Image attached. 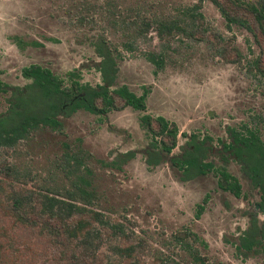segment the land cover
Instances as JSON below:
<instances>
[{"label":"rangeland","instance_id":"rangeland-1","mask_svg":"<svg viewBox=\"0 0 264 264\" xmlns=\"http://www.w3.org/2000/svg\"><path fill=\"white\" fill-rule=\"evenodd\" d=\"M231 1L254 4L258 0ZM195 3L0 0V81L23 86L27 81L21 77V69L40 64L58 75L77 69L83 82L96 85L100 83L95 64L99 59L91 42L104 34L122 55L117 86L125 85L136 95L147 91L146 113L176 124L177 148L170 157L180 154L178 146L196 135L212 140L210 159L222 165L218 141H229V127H254L264 139V79L255 66L256 61L264 66V37L260 32L253 36L240 26L228 27L210 2L193 11ZM138 11L181 19L185 29L198 23L194 16L200 13L204 37L179 35L161 40L154 33L138 37L134 28L127 27L129 24L122 25ZM124 45H131V51ZM227 48L226 60L218 51ZM147 52L163 55L162 69L156 71L146 59ZM5 108V95L0 93V111ZM140 115L130 107L104 117L79 111L63 120L62 132L39 129L4 158L18 167L25 187L40 190L56 184L69 187L65 171L57 165L62 164L66 153H76L92 171L90 178L106 215L135 231L154 254L168 258V264H194L190 253L179 249L174 240L185 230L206 244L199 249L207 264H264L263 253L243 258L234 248L260 200L240 166L231 159L226 165L241 184L240 198L218 189L212 173L183 181L169 158L157 166L147 159L150 139L139 124ZM124 153H134V157L119 169L110 165ZM202 204L204 210L198 215V205ZM259 219L263 221V216ZM8 233L14 238L17 235L11 248L17 257L25 259L27 253L34 252L21 245L28 237L24 232L8 229ZM35 247L42 264H55L57 250L43 240ZM21 264L29 262L22 259Z\"/></svg>","mask_w":264,"mask_h":264},{"label":"trees","instance_id":"trees-1","mask_svg":"<svg viewBox=\"0 0 264 264\" xmlns=\"http://www.w3.org/2000/svg\"><path fill=\"white\" fill-rule=\"evenodd\" d=\"M205 2L218 9L228 27L240 26L253 36L260 32L264 37V0L254 4L196 0L192 10H200ZM197 16L194 19L198 23L185 29L181 19L138 11L135 19L132 17L122 25L129 24L127 27L134 28L138 37L154 33L161 40L179 35L196 38L199 34L203 38V18L200 13ZM91 48L99 59L95 64L100 83L96 85L83 82L77 69L58 75L40 64H30L21 69V77L27 81L23 86L0 81V93L5 95L6 105L0 111V196H5V199H0V264H21L22 259L29 264H42L35 247L40 240L59 252L55 264H168V258L154 254V250L135 231L106 215L100 194L90 178L92 171L76 153H66L62 164L57 165L65 171L69 187L56 184L50 189L40 190L25 187L18 167L4 158L39 129L62 132L63 120L79 111L104 117L125 107L141 113L140 126L150 139L147 159L157 166L170 157L177 147L179 130L176 124L163 116L153 117L146 113L147 91L136 95L125 85L117 86L118 62L122 55L104 34L93 38ZM124 48L131 51L132 46L124 45ZM228 51V48L220 50L218 54H224L227 60ZM145 55L155 65L156 71L162 69V54L147 52ZM258 63L260 61L255 62L256 69L264 79V66ZM227 134L229 141H218L222 165L210 159L212 140L209 137L200 139L196 135L180 147V154L170 157V162L181 173L183 181L212 173L217 178L218 189L240 197L241 184L226 167L229 159L235 161L251 186L258 190L260 201L258 212L249 215L248 226L237 237L234 248L243 258L264 254V139L258 129L247 125L229 127ZM133 157L134 153H124L110 165L119 169ZM203 210V204L198 205V215ZM258 213L263 216V221L258 218ZM7 223H10V228ZM6 227L28 235L21 243L34 251L26 254L28 258L24 259L22 255L18 258L16 251L11 250L17 235L14 238ZM174 240L179 249L190 253L194 264H207L199 249L206 244L197 234L185 230Z\"/></svg>","mask_w":264,"mask_h":264},{"label":"flooded vegetation","instance_id":"flooded-vegetation-1","mask_svg":"<svg viewBox=\"0 0 264 264\" xmlns=\"http://www.w3.org/2000/svg\"><path fill=\"white\" fill-rule=\"evenodd\" d=\"M148 114V113H147ZM140 124V123H139ZM178 135H179V133H178ZM185 135V134H184ZM192 135H190L189 137H188V139L191 137ZM185 138H187V135H185L184 136ZM187 139V140H188ZM200 139H203V138H200ZM186 143V142H185ZM183 146H185V144L184 145H182V146H178V148H179V150H180V147H183ZM177 148V147H176ZM172 154V153H171ZM170 154V155H171ZM169 159H170V157H168ZM231 194V193H230ZM242 195V194H241ZM234 196V195H233ZM241 197V196H240ZM240 197H237V198H240ZM260 201V200H259ZM259 201L256 203V205H255V211L254 212H258V210H259V208H258V203H259ZM259 213H258V218H259ZM249 219H250V217H249Z\"/></svg>","mask_w":264,"mask_h":264}]
</instances>
